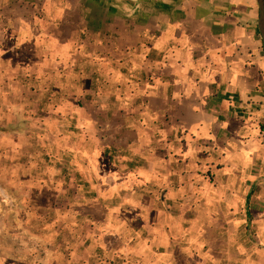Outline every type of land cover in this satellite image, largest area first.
Wrapping results in <instances>:
<instances>
[{
  "label": "crops",
  "instance_id": "obj_1",
  "mask_svg": "<svg viewBox=\"0 0 264 264\" xmlns=\"http://www.w3.org/2000/svg\"><path fill=\"white\" fill-rule=\"evenodd\" d=\"M3 3L0 60L30 127L13 136L62 147L42 154L73 175L70 214L105 221L138 264H264L257 1Z\"/></svg>",
  "mask_w": 264,
  "mask_h": 264
},
{
  "label": "rangeland",
  "instance_id": "obj_2",
  "mask_svg": "<svg viewBox=\"0 0 264 264\" xmlns=\"http://www.w3.org/2000/svg\"><path fill=\"white\" fill-rule=\"evenodd\" d=\"M8 64L0 60V264H138L131 242L123 243L120 237L106 233L105 221L87 218L86 209L70 214L68 202L76 187L66 185H71L73 175L70 171H47L46 163L55 157L42 154L45 149L53 155L62 152L61 146H55V138L41 143L34 138L18 141L13 136V132L23 134L30 127L24 125L25 103H19V88L12 85L16 74ZM8 104L12 108H7ZM18 106L23 115L20 123H15L14 108ZM38 112L36 119H42L39 108ZM43 128L46 124H36L32 133L43 135ZM82 157L89 158L86 152ZM58 159L71 166L70 157ZM84 190L87 196L88 190L81 192Z\"/></svg>",
  "mask_w": 264,
  "mask_h": 264
},
{
  "label": "water",
  "instance_id": "obj_3",
  "mask_svg": "<svg viewBox=\"0 0 264 264\" xmlns=\"http://www.w3.org/2000/svg\"><path fill=\"white\" fill-rule=\"evenodd\" d=\"M259 8L258 28L264 48V0H256Z\"/></svg>",
  "mask_w": 264,
  "mask_h": 264
}]
</instances>
